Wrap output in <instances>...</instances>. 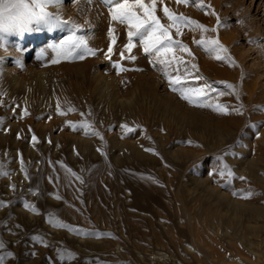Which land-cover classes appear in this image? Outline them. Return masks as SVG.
<instances>
[{
    "label": "rangeland",
    "instance_id": "rangeland-1",
    "mask_svg": "<svg viewBox=\"0 0 264 264\" xmlns=\"http://www.w3.org/2000/svg\"><path fill=\"white\" fill-rule=\"evenodd\" d=\"M202 2L211 7L158 0L157 15L162 23H169L163 13L167 6L209 29L217 26V17L226 25L204 37H218L239 66L240 72L227 63L235 72L236 83H229L237 86L239 99L220 81L207 78L225 92L211 93V102L227 105L229 114L191 105L173 92L139 41L131 53L136 59L122 60L120 51L130 55L124 49L127 27L111 19L103 0H62L60 6H49L63 19L81 25L77 34L88 35L89 46L98 49L97 55L82 60L52 63L50 45L75 31L71 23L56 21L54 13L52 18L0 30V162L10 173L0 177L4 203L0 241L5 245L0 255L13 253L4 264H239L240 259L248 260L250 252L243 242L225 232L224 224L214 222L215 203L193 178L200 175L212 188L233 196L245 197L251 190L254 194L248 198L259 197L257 184L240 175L232 159L241 142L250 155L264 157V0ZM247 26L253 27V34L247 35ZM110 29H114V45ZM171 33L192 52L191 57L178 49L176 54L195 63L201 75V53L205 58L212 55L194 42L201 38V30L184 27L177 36L173 28ZM109 46L113 53L106 59ZM42 50L43 60L38 59ZM115 63L127 70L119 71ZM243 77L248 81L243 82ZM204 82L190 80L189 85ZM170 102L185 112L196 110L198 118L206 117L211 123L226 119L242 134L219 145L206 127L182 124L168 113L163 104ZM241 104L242 114L232 111ZM70 107L75 111H68ZM85 121L90 127H74ZM224 163L232 177L219 175ZM60 222L69 227L57 226ZM227 227L231 229L230 224Z\"/></svg>",
    "mask_w": 264,
    "mask_h": 264
},
{
    "label": "snow or ice",
    "instance_id": "snow-or-ice-1",
    "mask_svg": "<svg viewBox=\"0 0 264 264\" xmlns=\"http://www.w3.org/2000/svg\"><path fill=\"white\" fill-rule=\"evenodd\" d=\"M6 0H0V4L5 3ZM103 2L109 6V11L111 14V19L117 21L120 25H125L127 27V43L124 45L128 55L125 57V51H120L119 55L121 59L135 60L136 56L131 55L134 48L137 47V41H139L142 46L143 53L150 57V62L153 67L160 66V70L163 75L168 79L169 88L173 92L180 94L181 98L187 100L190 104L198 107H209L214 111L229 114L228 106L218 103L209 102L211 98V93L217 92V95H224V91H218L213 87L212 84L207 82V78L199 74L198 66L192 63L190 60L185 61L182 55H177L176 50L180 52L187 53L188 56H192L191 50L186 44H184L179 39H174L171 33V29L176 30L177 36L182 35V28L190 27L199 29L202 32H217L220 27L226 25L217 17V26L215 28L209 29L206 25L193 20L183 14L177 15L167 6L163 7L164 16L167 17L169 23L165 24L161 22V18L157 15V3L158 0H103ZM162 2V0H160ZM33 3L39 9L40 18H52L53 13L47 11L48 6L56 5L60 6L62 0H33ZM177 3L189 4L196 3L200 8H210V5H205L202 0H177ZM2 11V9H0ZM215 14V13H213ZM54 19L56 21H65L72 24L75 31L72 32L68 37L59 42L58 44L50 45L54 52V58L52 63H57L61 59L66 60H82L86 56L97 55L98 49L89 46L88 35H78L81 25L74 23L71 20H65L61 17L59 13H55ZM243 23V21H240ZM12 28H4L0 26V30H8ZM114 29L109 30V36L112 38V44L116 42V37L113 35ZM197 45L202 46L205 51L212 54L214 58L218 61H225L230 66H236V61L230 56L228 49L220 42L219 38L204 37L202 36L199 40L194 41ZM113 53V47L109 46L107 52L104 53L106 59H111ZM45 53L43 50L38 56V59L43 60ZM17 63L23 67V64L18 60ZM119 71H126L119 63L113 65ZM142 70V69H136ZM176 75H173V73ZM182 73V74H181ZM205 81L200 86H190L189 81ZM223 84L231 93H235L237 99H239V90L236 85H233L227 81L217 82ZM243 105L239 107H234L233 112L237 114H242ZM57 111H60V105L57 104ZM68 111H75L74 108H69ZM60 114H64L60 112ZM24 115H28L27 110H24ZM71 123V122H70ZM252 127H257V125L252 124ZM74 127H90V125L85 122H79ZM127 128V125H124ZM87 134V133H86ZM33 141L36 137H32ZM102 139V137H101ZM192 143V141H188ZM218 160L222 161L223 157H219ZM21 164L23 165V159L21 158ZM66 167V166H65ZM70 171V170H69ZM232 177L234 173L231 168L226 163L219 170V175ZM10 173L5 169L2 162H0V177L8 176ZM243 179V177H241ZM15 188V185H12ZM235 194V193H234ZM254 193L249 190L245 198L250 197ZM4 206V203L0 201V207ZM26 207L30 210L35 211L33 205L27 204ZM60 227H69L68 225L60 222L57 224ZM102 235V234H101ZM38 242H42V238L34 237ZM5 247L3 241H0V249ZM13 253L7 252L5 255H0V264H4L6 256H12ZM74 255V254H72Z\"/></svg>",
    "mask_w": 264,
    "mask_h": 264
},
{
    "label": "bare ground",
    "instance_id": "bare-ground-1",
    "mask_svg": "<svg viewBox=\"0 0 264 264\" xmlns=\"http://www.w3.org/2000/svg\"><path fill=\"white\" fill-rule=\"evenodd\" d=\"M158 11L160 12V10H158ZM160 15H162V14H160ZM242 19H243V21L245 20L244 17ZM247 28L249 31V32H247L248 33L247 35L253 34V27L247 26ZM172 32H175V31H172ZM204 35H206V33L201 31V37ZM185 37H186V35H185ZM223 40H224V38H223ZM228 40L230 41V39H228ZM236 55L237 54H235V56ZM211 56L205 58L201 53V75L205 78H209V79L213 80V82L214 81H220V82L221 81H227V82L236 83L235 82L236 79L233 78L235 75L234 74L235 72L231 73V71L229 70L227 62L218 61L214 57H211ZM233 58H235V57H233ZM244 63H245V61H244ZM241 64H243V63H241ZM238 67L239 66H236L235 71L240 72V70H238ZM243 68H244V66H243ZM243 76H244V74H243ZM239 78L240 77H238L237 80H240ZM104 79L108 80L109 78H104ZM242 79H243L242 80L243 82L248 81L247 77L246 78L243 77ZM249 79H250V77H249ZM202 81L203 80H201V83H202ZM251 95H250V97H251ZM172 97H173V95H172ZM179 98H180V96H179ZM218 99H219V97H218ZM210 102H211V100H210ZM250 102H251V100H250ZM163 105L165 107V110L168 113L172 114V116L176 120H179L182 124L183 123H189V125H191V126L194 125L196 127H197V125L199 127V124H201L202 127L203 126L206 127L210 133L212 132V134L216 138H218L219 145L225 144L231 138L234 139V137H236L235 136L236 134H238L239 137L241 136L240 134H242L240 132V130L233 128L231 125H229V122L226 119L224 120V122H221V123L220 122L211 123V121L209 122V119L207 120L206 117H205V119L204 118L201 119L199 117L200 118L199 119L194 113L196 110H194L192 108L191 109L193 111L185 112V111L180 109L181 107L179 108L176 105H174V103L171 104V102L165 103ZM191 105H193V104H191ZM178 106H179V104H178ZM224 118H226V117H223V119ZM244 145H245L244 142H241L239 144V146L237 145L239 149L236 148L237 151H235V152H237V153H235L236 155H235L234 159H232V162H233V165L236 164L238 173L240 175L249 177L250 179L253 180V182H255L257 184L258 191H259V197L258 198H256V199L255 198L254 199L245 198L244 196L241 197L240 195L237 197V196L230 195V193L227 194V192H224L222 189L216 190L209 185V183H208L209 180L207 182L206 179H203L198 174H197L198 176L194 175L195 177L193 179L195 180L196 184H201L203 186L204 191L207 192L206 194L210 197V199H212L211 203H213V202L215 203V206L217 209V214H216L217 217H215L216 220H214V222L217 224H221V225L224 224V226H225L224 231L229 232L228 234L230 236L238 237L243 242L245 248L250 252V257L248 258V260L247 259L246 260L240 259L239 264H264V258H263L264 257V253H263L264 252V235H263L264 234V157H258V156L256 157L254 155H250L249 149L247 150L248 147H245ZM130 147H132V146H130ZM121 149H125V148L121 147ZM228 224H230V227H231L230 230L227 227ZM222 227H223V225H222ZM162 255L164 256V254H162Z\"/></svg>",
    "mask_w": 264,
    "mask_h": 264
},
{
    "label": "clouds",
    "instance_id": "clouds-1",
    "mask_svg": "<svg viewBox=\"0 0 264 264\" xmlns=\"http://www.w3.org/2000/svg\"><path fill=\"white\" fill-rule=\"evenodd\" d=\"M0 9H2L0 11V26L6 29L15 28L30 20L40 18L39 9L33 0H6L5 3L0 4ZM47 11H50L49 6ZM50 12L59 13L57 11Z\"/></svg>",
    "mask_w": 264,
    "mask_h": 264
}]
</instances>
